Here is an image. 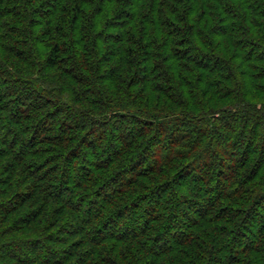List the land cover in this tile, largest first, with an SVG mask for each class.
I'll list each match as a JSON object with an SVG mask.
<instances>
[{
	"label": "trees",
	"instance_id": "1",
	"mask_svg": "<svg viewBox=\"0 0 264 264\" xmlns=\"http://www.w3.org/2000/svg\"><path fill=\"white\" fill-rule=\"evenodd\" d=\"M0 264H264V0H0Z\"/></svg>",
	"mask_w": 264,
	"mask_h": 264
},
{
	"label": "rangeland",
	"instance_id": "2",
	"mask_svg": "<svg viewBox=\"0 0 264 264\" xmlns=\"http://www.w3.org/2000/svg\"><path fill=\"white\" fill-rule=\"evenodd\" d=\"M190 211V210H189Z\"/></svg>",
	"mask_w": 264,
	"mask_h": 264
}]
</instances>
